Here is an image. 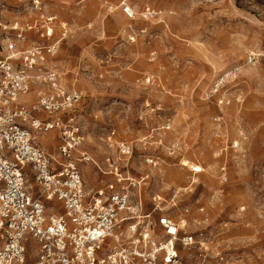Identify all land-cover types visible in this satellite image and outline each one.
<instances>
[{"label":"rangeland","instance_id":"374dc122","mask_svg":"<svg viewBox=\"0 0 264 264\" xmlns=\"http://www.w3.org/2000/svg\"><path fill=\"white\" fill-rule=\"evenodd\" d=\"M122 1L42 0L70 27L55 60L84 95L74 111L86 138L81 151L103 170L112 157L135 180L149 173L143 212L152 211L154 196L176 217L189 209L182 219L197 243L179 247L181 264H264V0H127L136 8L132 20ZM21 3L8 19H32ZM233 68H239L233 90L244 102L225 108L216 123L217 105L206 94ZM34 133L54 153L55 133ZM120 141L133 145L131 157L119 156ZM144 153L158 166L147 165ZM185 160L202 169L196 173ZM81 168L91 191L114 179L92 162ZM130 190L137 201V188Z\"/></svg>","mask_w":264,"mask_h":264},{"label":"built area","instance_id":"2783aa9c","mask_svg":"<svg viewBox=\"0 0 264 264\" xmlns=\"http://www.w3.org/2000/svg\"><path fill=\"white\" fill-rule=\"evenodd\" d=\"M14 2H25L32 19H8ZM121 6L128 19L136 18L127 0ZM69 32L68 22L46 11L42 0H0V264H181L179 247L197 243L182 219L189 209L176 217L154 196L152 211L143 212L141 192L134 201L130 187H143L149 173L135 180L112 157L103 170L81 151L86 138L74 111L84 95L64 80L55 60ZM238 70L221 73L206 94L217 105L216 123L224 121L225 108L244 102L233 90ZM170 128L168 121L163 129ZM34 131L55 133L54 153L38 144ZM115 144L120 157L133 155L131 143ZM143 157L158 166L155 156ZM90 162L114 176L105 188L87 190L81 164ZM221 170L226 183V165Z\"/></svg>","mask_w":264,"mask_h":264},{"label":"bare ground","instance_id":"6f19581e","mask_svg":"<svg viewBox=\"0 0 264 264\" xmlns=\"http://www.w3.org/2000/svg\"><path fill=\"white\" fill-rule=\"evenodd\" d=\"M135 10H136V8H135ZM52 132V131H51ZM50 131H48L47 133L49 134V133H51ZM56 145V144H55ZM43 147V146H42ZM45 148V147H44ZM46 149V148H45ZM184 164H186L185 166H190V168L192 169V170H200V169H202V166L200 165V164H197V163H191V162H189V161H187V160H185L184 161ZM175 176H181L182 174L181 173H177V174H174ZM173 175V176H174ZM140 179V178H139ZM87 190L88 191H91L92 189H90V188H87ZM139 192H141V196H142V192H143V187L141 186V187H138V189H137Z\"/></svg>","mask_w":264,"mask_h":264},{"label":"crops","instance_id":"0c3cea01","mask_svg":"<svg viewBox=\"0 0 264 264\" xmlns=\"http://www.w3.org/2000/svg\"><path fill=\"white\" fill-rule=\"evenodd\" d=\"M50 134V133H49ZM54 137H52V141H53Z\"/></svg>","mask_w":264,"mask_h":264}]
</instances>
